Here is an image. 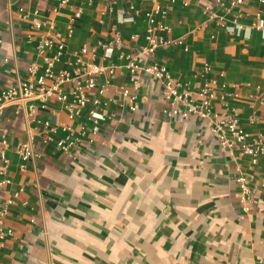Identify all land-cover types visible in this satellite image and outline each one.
I'll list each match as a JSON object with an SVG mask.
<instances>
[{
    "label": "crops",
    "instance_id": "0c3cea01",
    "mask_svg": "<svg viewBox=\"0 0 264 264\" xmlns=\"http://www.w3.org/2000/svg\"><path fill=\"white\" fill-rule=\"evenodd\" d=\"M61 1L0 0V93L18 81L38 87L45 59L58 51L48 85L60 71L74 74L78 61L114 68V76L97 79L73 122L57 100L45 109L27 100L0 117V209L8 210L4 231H12L0 239V264H264V156L256 164L239 151L232 156L212 122L169 117L162 82L141 75L136 86L126 68L152 28L169 27V43L148 63L166 66L196 96L209 87L214 111H234L251 142L264 144L263 35L237 38L223 27L251 25L264 7L258 0L233 8L236 0ZM123 13L133 21L122 22ZM56 33L62 49L42 53L40 37ZM66 126L79 141L71 158L57 148ZM26 142L36 160L20 157ZM241 175L256 192L250 212L240 200Z\"/></svg>",
    "mask_w": 264,
    "mask_h": 264
},
{
    "label": "built area",
    "instance_id": "2783aa9c",
    "mask_svg": "<svg viewBox=\"0 0 264 264\" xmlns=\"http://www.w3.org/2000/svg\"><path fill=\"white\" fill-rule=\"evenodd\" d=\"M163 3H175V0H162ZM68 0H62L61 4L66 5ZM264 7V0H258ZM222 4V1H218ZM243 0H236L231 2V7L242 6ZM168 9V6L166 7ZM160 10V9H158ZM24 11V9H21ZM167 11V10H165ZM127 14L123 13L122 22H131L133 20L126 19ZM264 15L259 12L255 15V19L251 25H243L234 21L231 25L223 24L225 31L237 38H248L254 31L260 32L264 38ZM79 17V15H77ZM40 24H35L33 30L39 31ZM160 32L161 36L158 37L156 32ZM171 34V29L165 25L152 28L147 36L148 46L138 51L136 57L127 58V71L130 79L134 85L139 86V78L141 75L154 78L162 82L164 86V98L170 105L171 109L166 113L169 117L176 116L182 119L189 117H198L201 120L212 122L214 127L212 133L217 137L220 145L227 149L233 156L235 151H239L242 155L251 159L253 164L264 156V144L261 140L252 141L246 131L240 127L236 113H228L227 115H219L216 113L212 106L213 91L206 87L200 91L198 96L195 95L189 88H184L182 84L177 82L170 74L168 68L164 65L150 64L148 60L152 57L160 47L169 43L167 37ZM61 34L56 33L53 36H41L38 41V48L42 53L52 51L55 47L62 49L60 45ZM33 36H29V40H33ZM58 44L60 46H58ZM116 45L118 49L123 47L120 35H117ZM61 51L52 58H46L47 68L45 74L38 79V87L32 82L24 83L18 81L15 85H10L0 93V117L9 106L19 103L22 104L27 100L36 99L40 103V108L45 109L51 100L61 102L65 109L68 111L70 122L75 120V117L83 110L88 103V93L95 90L97 87V79L105 74L114 76V68L105 67L103 65H95L92 63L82 64L74 74L69 71H60L54 76V81L51 85L47 84V79L53 76V67L59 62ZM87 49L82 50V54H87ZM35 71V68H32ZM70 87V91L66 92L63 88ZM124 96H129V90L123 91ZM69 95L73 98L72 102H68ZM136 99V98H135ZM98 105L99 102L95 101ZM181 108L184 110L181 112ZM37 111L36 106H31L29 112L34 114ZM136 111V107L132 108ZM92 119L99 123L104 121L103 115L93 114ZM48 128L49 125H46ZM65 131L69 133L66 139L57 143V148L68 158L73 157V153L78 149L79 141L73 137L72 126H66ZM97 131V129H95ZM1 144L4 150L8 148L5 135L1 137ZM3 150V151H4ZM1 156L4 159V152ZM18 152L24 162L36 160L39 154L34 150L31 143L26 142L19 146ZM2 174H5L3 171ZM2 184H9L8 180H4ZM237 184L240 189V200L243 204L244 212H250L257 206L255 199V190L248 185L247 179L241 175L237 179ZM8 215L7 208L0 209V239L12 235V231H4L5 218Z\"/></svg>",
    "mask_w": 264,
    "mask_h": 264
}]
</instances>
